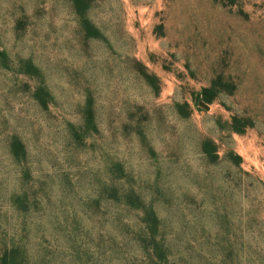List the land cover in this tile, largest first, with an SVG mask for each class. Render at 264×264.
<instances>
[{
    "label": "rangeland",
    "instance_id": "rangeland-1",
    "mask_svg": "<svg viewBox=\"0 0 264 264\" xmlns=\"http://www.w3.org/2000/svg\"><path fill=\"white\" fill-rule=\"evenodd\" d=\"M0 264H264V0H0Z\"/></svg>",
    "mask_w": 264,
    "mask_h": 264
}]
</instances>
